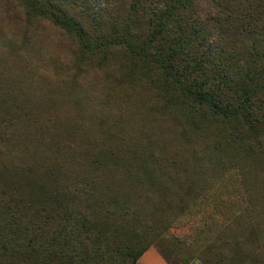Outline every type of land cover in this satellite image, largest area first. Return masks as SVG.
Instances as JSON below:
<instances>
[{
    "label": "rangeland",
    "instance_id": "rangeland-1",
    "mask_svg": "<svg viewBox=\"0 0 264 264\" xmlns=\"http://www.w3.org/2000/svg\"><path fill=\"white\" fill-rule=\"evenodd\" d=\"M175 1L124 3L172 28ZM117 3L0 0V264H264V131L194 114L154 64L88 51L49 16L107 30ZM193 3L204 22L264 20V0Z\"/></svg>",
    "mask_w": 264,
    "mask_h": 264
},
{
    "label": "trees",
    "instance_id": "trees-1",
    "mask_svg": "<svg viewBox=\"0 0 264 264\" xmlns=\"http://www.w3.org/2000/svg\"><path fill=\"white\" fill-rule=\"evenodd\" d=\"M117 1L112 17L116 25L107 30L99 17L77 9L53 11L49 16L75 34L88 51H105L114 45L141 63L154 64L165 81L189 93L197 106L194 114L222 116L246 133L264 131V20L250 19L238 7L216 6L215 17L204 22L196 17L193 0H176L175 27H156L144 12ZM206 26L217 32V58L204 51L213 43L205 35ZM115 27L119 28L116 36Z\"/></svg>",
    "mask_w": 264,
    "mask_h": 264
}]
</instances>
